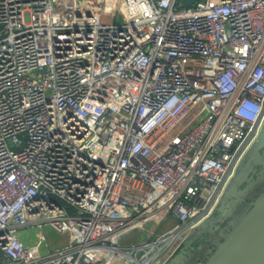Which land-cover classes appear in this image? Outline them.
I'll return each instance as SVG.
<instances>
[{
    "label": "built area",
    "instance_id": "2783aa9c",
    "mask_svg": "<svg viewBox=\"0 0 264 264\" xmlns=\"http://www.w3.org/2000/svg\"><path fill=\"white\" fill-rule=\"evenodd\" d=\"M263 126L264 0H0V264H163Z\"/></svg>",
    "mask_w": 264,
    "mask_h": 264
},
{
    "label": "rangeland",
    "instance_id": "374dc122",
    "mask_svg": "<svg viewBox=\"0 0 264 264\" xmlns=\"http://www.w3.org/2000/svg\"><path fill=\"white\" fill-rule=\"evenodd\" d=\"M230 180L223 190L225 194L215 212L200 225L201 227L191 229L186 235L180 237L164 262L167 259L168 264H207L210 261L264 195V141L248 142L245 145V153L237 174L231 182ZM170 225L171 223L161 222L155 228L157 233H160ZM41 231L51 250L67 243V236L59 234L49 225H44ZM37 232L33 233L34 238ZM147 234L148 231L142 233L138 229L129 233L127 237H122L119 243L122 246L138 243Z\"/></svg>",
    "mask_w": 264,
    "mask_h": 264
},
{
    "label": "water",
    "instance_id": "95a60500",
    "mask_svg": "<svg viewBox=\"0 0 264 264\" xmlns=\"http://www.w3.org/2000/svg\"><path fill=\"white\" fill-rule=\"evenodd\" d=\"M192 1L185 0L186 3H191ZM261 140L264 141V126L253 142ZM241 161L230 182L236 176ZM224 194L221 196L217 206ZM208 218L200 222L193 229L201 227L200 225L204 224ZM163 264H168V259ZM207 264H264V195L253 206L248 215L240 222Z\"/></svg>",
    "mask_w": 264,
    "mask_h": 264
},
{
    "label": "crops",
    "instance_id": "0c3cea01",
    "mask_svg": "<svg viewBox=\"0 0 264 264\" xmlns=\"http://www.w3.org/2000/svg\"><path fill=\"white\" fill-rule=\"evenodd\" d=\"M31 232V234H28L27 235V237H25L26 236V234H27V232H22V236H23V238H24V240L27 242V243H31V241H34V237H33V233L35 232V231H30Z\"/></svg>",
    "mask_w": 264,
    "mask_h": 264
}]
</instances>
